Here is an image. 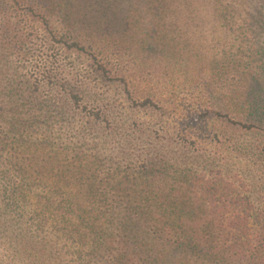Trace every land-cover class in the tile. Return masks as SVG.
<instances>
[{"label":"rangeland","instance_id":"rangeland-1","mask_svg":"<svg viewBox=\"0 0 264 264\" xmlns=\"http://www.w3.org/2000/svg\"><path fill=\"white\" fill-rule=\"evenodd\" d=\"M54 1L0 0V102L4 94L14 96V88L25 104L32 100L54 108V119H42L29 132L30 141L45 145L37 165L56 155L72 164L80 151L94 161L101 178L116 172L119 179L129 177L125 191L112 199L117 210L106 218L118 235L126 234L115 223L128 218L125 192L137 187L153 165L160 170L167 164L168 173L178 164L239 177L247 196L264 205V0H192L188 8L166 11L157 8V0H137L139 11L130 9L127 18L125 9L109 17V25L93 4L69 21L61 9L65 0ZM217 1L237 23L234 28L221 24ZM1 13L12 17L8 30L1 27ZM126 18L129 24L123 26ZM164 33L173 41H164ZM244 38L254 47L253 69L225 70L228 82L218 80L209 56ZM228 88L236 92L234 99L224 95ZM13 137L0 119V142ZM52 180L34 190L44 207L56 197L49 188ZM66 183L77 193L78 186ZM2 204L0 229L6 222ZM46 217L52 220L51 213ZM8 218L0 264H97L87 261L86 251V262L76 258V247L58 237L52 221L39 228L15 213ZM167 253L172 263L181 264L182 254Z\"/></svg>","mask_w":264,"mask_h":264},{"label":"trees","instance_id":"trees-1","mask_svg":"<svg viewBox=\"0 0 264 264\" xmlns=\"http://www.w3.org/2000/svg\"><path fill=\"white\" fill-rule=\"evenodd\" d=\"M122 1L65 0L61 9L70 21L72 15H79L93 4L92 8L96 6V11L106 19L102 22L109 25L108 18H117L125 9L127 18L130 9L140 10L137 0H131L128 5H123ZM51 2L54 5L55 1ZM191 3L193 5L192 0H157V8L165 11L173 6L188 8ZM218 3L215 7L222 15L221 24L225 22L230 24L227 29L234 28L237 23L231 19L230 12ZM1 14L4 16L1 27L8 30L12 17ZM127 18L122 21L123 26L129 24ZM82 19L87 20V15H82ZM169 36L164 33L162 39L173 41ZM253 48L244 38L218 54H211L209 58L218 72L217 79L228 82L226 73L229 70L253 69ZM99 67L103 72L106 70L104 65ZM11 89L14 96L2 93L6 99L0 102V119L14 136L10 141L0 142L4 154L0 161L1 215L6 221L0 229V238L11 227L8 214L15 213L20 221L30 223L32 220L39 228L52 221V229L58 237L65 236L76 247L72 254L81 262H86L83 254L86 251L87 261L94 260L97 264H174L170 254L166 255L171 250L173 254H182L181 264H264V205L255 204L247 196L242 184L238 183L239 177L227 178L225 173L208 172L198 166L186 168L172 164L168 173L167 164L160 170L153 165L151 171L143 172L142 181L137 187L126 190L124 195L128 201V218L115 219L121 234H126L113 233L106 218L117 210L118 203H113L112 199L116 192L125 191L130 178L121 176L126 182L123 183L117 172L101 178L94 169V161L80 151L75 154L78 162L72 164H63L60 155H45L48 157L45 166L37 165L45 145L30 141L29 132L39 126L42 119L46 122L54 119V108L32 100L25 104L19 91ZM224 95L234 99L236 92L228 88L224 89ZM74 98L78 103L79 97ZM22 151H27L28 155L21 156ZM54 177L56 182L52 180ZM50 179L49 188L53 187L51 192L56 197L50 206L44 207L37 202L34 190L37 187L45 189V182ZM67 180L79 187L77 193L68 188ZM82 197L86 198L85 202L81 201ZM48 201L44 199L45 203ZM48 213L52 220L46 217ZM31 215L35 219H31ZM108 242L110 246L106 247Z\"/></svg>","mask_w":264,"mask_h":264}]
</instances>
